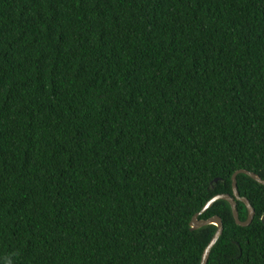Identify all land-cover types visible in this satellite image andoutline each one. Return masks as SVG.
<instances>
[{"label":"trees","instance_id":"trees-1","mask_svg":"<svg viewBox=\"0 0 264 264\" xmlns=\"http://www.w3.org/2000/svg\"><path fill=\"white\" fill-rule=\"evenodd\" d=\"M239 169L264 179V0H0V264H201ZM237 179L255 218L202 214L208 264H264Z\"/></svg>","mask_w":264,"mask_h":264},{"label":"water","instance_id":"water-1","mask_svg":"<svg viewBox=\"0 0 264 264\" xmlns=\"http://www.w3.org/2000/svg\"><path fill=\"white\" fill-rule=\"evenodd\" d=\"M241 173L251 176L257 182L264 185V179L261 176H259L258 174H256L255 172L247 170V169H239L233 174V194H216V195H214L211 199H209L207 201V203L203 206V208L199 212H197L192 218V221L190 224L191 229H199V228L211 225V224H214L217 226V230H216L215 234L213 235L211 241L206 246V248L203 252L201 264H208L212 249L214 248V246L216 245V243L218 242V240L220 239V237L222 236V234L224 232V224H223V220L220 216H213V217L206 218V219H200V216L202 214H204L205 212H207L209 210V208H211L216 201H218V200L228 201L232 207L233 215H234V218H235L237 224H239L241 226L251 225V223L253 222V220L255 218L256 210H255L254 206L251 204L250 200L247 197L241 196V193H240L239 188H238L237 176ZM216 181H218V179H216ZM238 200L244 202L245 205L247 206L248 217L246 220H241V218H240V213H239V209L237 206ZM262 220L264 222V216L262 217Z\"/></svg>","mask_w":264,"mask_h":264}]
</instances>
